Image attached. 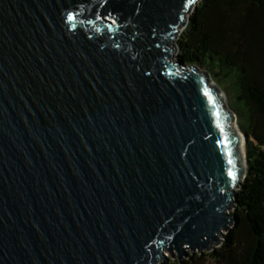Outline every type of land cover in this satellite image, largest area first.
Listing matches in <instances>:
<instances>
[{"label": "water", "instance_id": "water-1", "mask_svg": "<svg viewBox=\"0 0 264 264\" xmlns=\"http://www.w3.org/2000/svg\"><path fill=\"white\" fill-rule=\"evenodd\" d=\"M201 1L0 0V264H181L222 245L247 136L179 58Z\"/></svg>", "mask_w": 264, "mask_h": 264}, {"label": "trees", "instance_id": "trees-1", "mask_svg": "<svg viewBox=\"0 0 264 264\" xmlns=\"http://www.w3.org/2000/svg\"><path fill=\"white\" fill-rule=\"evenodd\" d=\"M178 46L187 66L208 67L215 83H233L248 165L232 212L236 222L222 245L181 264H264V0H202Z\"/></svg>", "mask_w": 264, "mask_h": 264}, {"label": "rangeland", "instance_id": "rangeland-1", "mask_svg": "<svg viewBox=\"0 0 264 264\" xmlns=\"http://www.w3.org/2000/svg\"><path fill=\"white\" fill-rule=\"evenodd\" d=\"M202 70L206 71V72H209L210 75L213 77V70H211L210 68L203 67ZM216 81H217V79H216ZM214 85L220 87V89L223 91V98H224V102H225L226 106L228 107V109L231 112H233L235 114V112L233 110V106H234V98H235L236 90H235V87H234L233 83L229 79H222L221 78L220 81H217L216 83L214 82ZM234 124L239 128V125H238L237 121ZM239 130L241 131L240 128H239ZM174 254H175V252H174ZM189 254H190V251H189ZM206 254H209V253H206ZM164 255L168 259L167 264H178L179 263V261H178V259H177V257L175 255L174 256L172 255L173 259L171 258L169 252L164 251ZM197 255H198V253H196L194 255V257H196ZM188 260H189V258H186V259L183 258L182 262L188 261ZM205 262H209L210 263L211 260L209 258H205ZM160 264H163V262L160 261Z\"/></svg>", "mask_w": 264, "mask_h": 264}, {"label": "snow or ice", "instance_id": "snow-or-ice-1", "mask_svg": "<svg viewBox=\"0 0 264 264\" xmlns=\"http://www.w3.org/2000/svg\"><path fill=\"white\" fill-rule=\"evenodd\" d=\"M191 2H194V0H191Z\"/></svg>", "mask_w": 264, "mask_h": 264}]
</instances>
